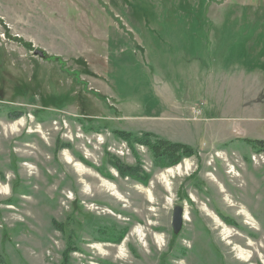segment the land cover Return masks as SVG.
I'll return each instance as SVG.
<instances>
[{
	"label": "rangeland",
	"instance_id": "1",
	"mask_svg": "<svg viewBox=\"0 0 264 264\" xmlns=\"http://www.w3.org/2000/svg\"><path fill=\"white\" fill-rule=\"evenodd\" d=\"M114 130L195 154L161 165ZM247 139L264 0H0L4 264H264Z\"/></svg>",
	"mask_w": 264,
	"mask_h": 264
},
{
	"label": "trees",
	"instance_id": "2",
	"mask_svg": "<svg viewBox=\"0 0 264 264\" xmlns=\"http://www.w3.org/2000/svg\"><path fill=\"white\" fill-rule=\"evenodd\" d=\"M113 133L118 138L125 139L131 146L135 143L146 146L152 152V155L157 163L161 165H173L178 163L181 158L189 157L195 154L193 149L188 145L173 143L166 139L157 138L151 133H142L140 137L135 133L123 132L120 130H114ZM245 142L253 148H260L261 150H264L263 140L247 139ZM0 264H4V260L1 256Z\"/></svg>",
	"mask_w": 264,
	"mask_h": 264
},
{
	"label": "water",
	"instance_id": "3",
	"mask_svg": "<svg viewBox=\"0 0 264 264\" xmlns=\"http://www.w3.org/2000/svg\"><path fill=\"white\" fill-rule=\"evenodd\" d=\"M36 54H39L41 56H44L42 51H35ZM183 218H184V210L183 207L177 206L175 207L174 213H173V221L172 224L174 228H179L182 223H183Z\"/></svg>",
	"mask_w": 264,
	"mask_h": 264
},
{
	"label": "bare ground",
	"instance_id": "4",
	"mask_svg": "<svg viewBox=\"0 0 264 264\" xmlns=\"http://www.w3.org/2000/svg\"><path fill=\"white\" fill-rule=\"evenodd\" d=\"M69 160H70V158H69ZM173 170V169H172Z\"/></svg>",
	"mask_w": 264,
	"mask_h": 264
}]
</instances>
